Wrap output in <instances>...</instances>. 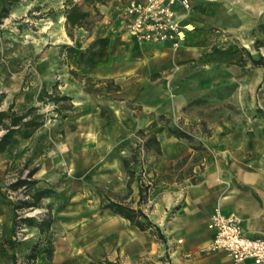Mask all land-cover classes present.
Instances as JSON below:
<instances>
[{
    "label": "crops",
    "instance_id": "1",
    "mask_svg": "<svg viewBox=\"0 0 264 264\" xmlns=\"http://www.w3.org/2000/svg\"><path fill=\"white\" fill-rule=\"evenodd\" d=\"M189 3L188 11L175 7L177 19L188 29L178 50L138 43L122 29L117 8L109 2L99 6L102 20L91 36L79 29L70 40L61 16L60 44L69 49L67 55H76L72 74L77 78L61 75L58 89L71 99L72 110L66 118L53 115L15 134L0 154V184L35 157L41 161L53 154L34 174L38 183L45 180L48 188L65 190L62 177L67 173L81 186L92 180L110 194L95 198L94 206L74 195L66 211L51 212L54 224L48 234L57 227L55 221L66 220V238L53 247L50 262L39 254L37 264H233L223 254L206 251L214 211L236 217L246 235L264 237V118H258L253 98L258 70L236 42L239 36H249L252 43L264 35V0ZM251 59L256 60L253 55ZM230 81L238 84L239 92L248 88L250 118L231 116L215 124L211 135H193L192 144L170 135L160 122V117L169 126L182 120L198 129L196 102ZM54 85L53 79H44L36 90H29L16 71L0 72V92L8 95L1 110L13 103L48 106L52 112L54 105L43 102ZM139 130L156 136L160 155L149 154L143 171L134 166L126 198L128 177L122 159L130 157L129 145ZM200 143L204 151L196 162L190 145ZM66 156H73V163L66 164ZM186 156L188 162L180 166ZM190 169L192 175L184 177ZM139 175L144 183L154 184L141 207L159 235L153 229L139 231L103 209L106 198L136 208ZM12 220L11 209L0 204V242L11 237Z\"/></svg>",
    "mask_w": 264,
    "mask_h": 264
},
{
    "label": "rangeland",
    "instance_id": "2",
    "mask_svg": "<svg viewBox=\"0 0 264 264\" xmlns=\"http://www.w3.org/2000/svg\"><path fill=\"white\" fill-rule=\"evenodd\" d=\"M126 2L127 0L109 1V3L113 4V7L117 8L115 11L118 14ZM63 3L64 0H20L17 5L10 8L8 16L0 20V72L5 70L16 71L19 77L24 79V86L29 88V90H36L41 80L53 79L59 93L58 86L62 79L61 75L77 78L76 75L72 74L76 55H67L69 49L67 46L60 44L61 39L58 35L59 29L62 28L59 21L63 15V8L61 7ZM92 34H94V31ZM237 39L238 41L235 39L234 41L238 42V50L245 58L251 59V55H253L256 58L255 61L260 63V66L253 65L258 70V87L253 91V98L256 100L258 118L261 119L264 118V35H260L252 43L249 36H239ZM244 83L246 84L247 81L244 80ZM248 83H250L249 79ZM237 87L238 84L230 81L226 86L210 91L204 99L196 102L198 116L201 118L198 129L195 126L185 124L182 120L171 124V126L180 127L188 131L192 136L200 133L202 135H211L215 124L230 119L231 116L237 118L241 116L244 119L250 118L252 109H250L247 102V100H250V92H245L248 89L245 86H243L244 90L239 92L236 90ZM0 91H2L1 88ZM7 96L6 93L0 92V110L5 105ZM30 106L16 105L15 108L18 113H21ZM47 107L39 106L40 112L48 114V118H53L54 112H51V109L46 110ZM254 115L256 116V114ZM138 143H140V140L135 135L131 145H129L131 151L136 148ZM50 156L48 158L45 154L44 159H41V161H38L35 157L36 160L26 163L27 167L24 170V176L32 169L39 171L43 164L48 165V161L54 158L53 154ZM140 160H143L142 156ZM73 161V156H66V164L73 163ZM38 163L39 167L36 166ZM11 175L9 174L5 177L4 181L10 180ZM62 178L66 179L64 183L65 190L52 188L56 194L49 200L42 201L43 209L26 210L24 217H33L39 221L42 217L40 214L46 213L45 208L47 206H49L50 212L55 215L63 213L69 205V199L74 195L83 196L90 201L86 205L94 206L93 201L95 198L110 194L108 189L97 185L92 180H88L86 183L82 182L81 186V182L77 180V177L72 176V178H69L67 173H64ZM33 179L35 180L34 176ZM48 185L50 184L46 183L45 180H40L35 189L48 188ZM62 193L65 196H62ZM65 221H55L57 222V227L47 235L34 234L32 228L22 226L15 237V264H32V259L29 257L34 246L38 249L35 255L36 264L39 252L46 249L48 243L51 244L53 251V247L66 238V234L63 233ZM0 264H12L9 253L4 256L0 255Z\"/></svg>",
    "mask_w": 264,
    "mask_h": 264
},
{
    "label": "trees",
    "instance_id": "3",
    "mask_svg": "<svg viewBox=\"0 0 264 264\" xmlns=\"http://www.w3.org/2000/svg\"><path fill=\"white\" fill-rule=\"evenodd\" d=\"M20 0H0V20L5 19L10 11V8L17 5ZM110 0H81V2H74L73 0H64L63 3V17H64V29L66 36L73 40L74 32L81 29L85 31L89 36L92 35L95 26L102 20V15L99 11V6H105ZM252 65L260 66L259 61L250 59ZM45 103H52L54 105L53 112L56 117L66 118L71 110V99L67 96L61 95L57 91L56 85L52 87L50 92L44 94ZM39 107L31 106L25 111L18 113L15 110L14 104H10L5 110H0V154L3 153L14 141L15 134L22 128H33L39 126L48 117L45 113L40 112ZM160 122L165 124L167 132L177 139L187 140L192 142V135L182 128L177 126H169L168 121L164 117L159 118ZM136 137L140 140V143L136 145V148L132 150L129 158L122 159V167L127 174V193L126 198L130 196L131 189L130 183L135 177L134 166L140 165L143 171L145 166V158L149 154L160 155V144L155 135L150 134L144 130H139L136 133ZM192 144V143H191ZM192 150L196 152L194 161H199L201 153L204 151L203 145L200 143L196 145H190ZM143 160H140V157ZM189 156L182 158L179 162L180 166H184L188 162ZM24 165L20 170L12 174L10 180H5L0 184V204L8 206L13 214V226L11 237L0 242V255L9 253L12 264H15L16 258L14 254L15 237L22 228V226L28 228H35L40 235H47L50 231L54 220L51 216L50 208L47 206L46 213L40 214L42 217L37 221L33 217H24L26 210H42V201L52 198L56 192L51 188L35 189L38 184L37 180L33 179L36 169H32L24 176ZM202 169V166H200ZM141 171V173H142ZM185 176L192 175V170L185 171ZM139 188L137 207L134 208L131 203L116 202L106 198V203L103 205L104 210H108L120 217L129 221L132 227H135L139 231H146L153 229L156 234L159 235V229L155 226L143 212L142 204L146 202L149 191L153 188L154 184L144 183L139 175ZM14 196V197H13ZM37 247H32V253L29 258L32 259V264L35 263V255L37 254ZM40 254H45L48 262L51 261L52 248L48 243V247ZM50 264V263H46Z\"/></svg>",
    "mask_w": 264,
    "mask_h": 264
},
{
    "label": "built area",
    "instance_id": "4",
    "mask_svg": "<svg viewBox=\"0 0 264 264\" xmlns=\"http://www.w3.org/2000/svg\"><path fill=\"white\" fill-rule=\"evenodd\" d=\"M176 6L190 9L189 0H127L119 22L138 43L178 50L188 29L177 19ZM207 228L213 233L207 252L223 254L233 264H264V237L246 235L236 217L214 211Z\"/></svg>",
    "mask_w": 264,
    "mask_h": 264
}]
</instances>
